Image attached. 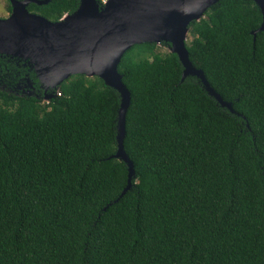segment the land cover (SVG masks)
Masks as SVG:
<instances>
[{
	"label": "trees",
	"instance_id": "1",
	"mask_svg": "<svg viewBox=\"0 0 264 264\" xmlns=\"http://www.w3.org/2000/svg\"><path fill=\"white\" fill-rule=\"evenodd\" d=\"M78 4L27 9L56 21ZM261 22L252 0H218L188 25L190 61L234 112L181 81L168 42L123 53L122 196L119 92L84 74L44 92L26 60L0 54V264H264ZM25 77L32 95L8 90Z\"/></svg>",
	"mask_w": 264,
	"mask_h": 264
},
{
	"label": "water",
	"instance_id": "2",
	"mask_svg": "<svg viewBox=\"0 0 264 264\" xmlns=\"http://www.w3.org/2000/svg\"><path fill=\"white\" fill-rule=\"evenodd\" d=\"M10 14L0 18V54L26 60L45 92L73 74L97 76L120 94L117 117V151L126 162L128 178L122 196L130 187L133 164L123 149L125 112L130 93L117 66L123 53L133 44L168 42L183 67L181 81L196 76L209 95L234 112L231 102L210 86L203 71L193 66L186 47L188 25L204 16L218 0H79L78 7L56 21L30 12V2L48 0H9ZM260 9L262 22L252 31H264V0H252ZM51 96V95H50ZM44 95V100L49 99Z\"/></svg>",
	"mask_w": 264,
	"mask_h": 264
},
{
	"label": "rangeland",
	"instance_id": "3",
	"mask_svg": "<svg viewBox=\"0 0 264 264\" xmlns=\"http://www.w3.org/2000/svg\"><path fill=\"white\" fill-rule=\"evenodd\" d=\"M7 5H8L7 0H0V18H4V17L9 15ZM189 40H190V36L187 33L186 42H188ZM159 50L161 52H165V51H170V48H169V46H160ZM8 90L15 92L19 95H23V94L32 95L33 94V86H31V85H27V86L23 87V89L18 88V89H16L17 91L13 90V89H8Z\"/></svg>",
	"mask_w": 264,
	"mask_h": 264
},
{
	"label": "flooded vegetation",
	"instance_id": "4",
	"mask_svg": "<svg viewBox=\"0 0 264 264\" xmlns=\"http://www.w3.org/2000/svg\"><path fill=\"white\" fill-rule=\"evenodd\" d=\"M9 14H10V11H9ZM22 80H24V81L21 82L22 84H18V85H17L18 88L23 89V87H25V86H27V85H31V86H33L31 79H29L28 77H25V78H23Z\"/></svg>",
	"mask_w": 264,
	"mask_h": 264
},
{
	"label": "built area",
	"instance_id": "5",
	"mask_svg": "<svg viewBox=\"0 0 264 264\" xmlns=\"http://www.w3.org/2000/svg\"><path fill=\"white\" fill-rule=\"evenodd\" d=\"M106 0H100V3L103 4ZM57 94H60L59 92H57Z\"/></svg>",
	"mask_w": 264,
	"mask_h": 264
}]
</instances>
